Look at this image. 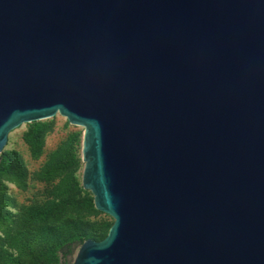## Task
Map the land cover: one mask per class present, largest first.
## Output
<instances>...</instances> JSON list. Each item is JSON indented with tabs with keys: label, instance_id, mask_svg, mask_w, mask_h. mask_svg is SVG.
I'll return each mask as SVG.
<instances>
[{
	"label": "water",
	"instance_id": "1",
	"mask_svg": "<svg viewBox=\"0 0 264 264\" xmlns=\"http://www.w3.org/2000/svg\"><path fill=\"white\" fill-rule=\"evenodd\" d=\"M57 115L113 219L73 264H264V0H0V154Z\"/></svg>",
	"mask_w": 264,
	"mask_h": 264
},
{
	"label": "trees",
	"instance_id": "2",
	"mask_svg": "<svg viewBox=\"0 0 264 264\" xmlns=\"http://www.w3.org/2000/svg\"><path fill=\"white\" fill-rule=\"evenodd\" d=\"M53 131L52 122H33L24 134L30 155L38 159L43 154L45 139ZM70 134L58 150L48 155L40 171L35 175L43 181L57 180L51 198L43 204L16 209L8 195L7 183L21 190L27 187V171L19 155L14 151L0 154V264H66L77 243L91 239L102 240L110 226L95 228L81 221L78 213L99 214L93 206L89 192L84 191L73 177L78 160L69 156L77 138ZM63 175V172H69Z\"/></svg>",
	"mask_w": 264,
	"mask_h": 264
},
{
	"label": "rangeland",
	"instance_id": "3",
	"mask_svg": "<svg viewBox=\"0 0 264 264\" xmlns=\"http://www.w3.org/2000/svg\"><path fill=\"white\" fill-rule=\"evenodd\" d=\"M46 121H50L53 123V131L47 135L45 139L43 154L38 159H33L31 157L30 151L23 140L24 134L28 131L30 123L23 124L16 130H14L9 136L7 147H5L4 149V151H14L19 155L25 165L28 175L27 187L25 190H21L13 184H6L8 188V195L14 201L17 207L16 209H11V211L15 215L17 214L18 208L36 204L40 205L45 203L49 198H51V191L58 181L55 179L43 181L39 178H36L35 175L40 171L41 167L46 162L48 155L54 152L55 150H58L60 144L72 133L78 134L75 140V144H73L70 149L71 153L69 154V156H74L78 160V167L72 174L81 186V174L84 165L81 160V143L83 129L70 125L65 118L59 115L55 116L52 119L43 120L42 122ZM70 173L71 171L63 172V175H69ZM97 212L99 213L97 215L87 214L86 212H80L78 213V217L81 221L87 223L89 222L90 225L95 228L99 227L100 225H112L113 219L110 216L99 211ZM77 251L78 247L74 245L72 247L71 253L66 256L63 261L65 260L66 264H73Z\"/></svg>",
	"mask_w": 264,
	"mask_h": 264
}]
</instances>
